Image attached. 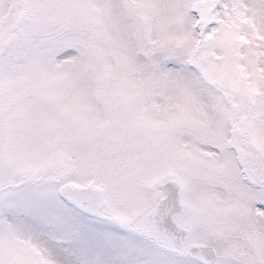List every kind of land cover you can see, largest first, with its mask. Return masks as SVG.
Here are the masks:
<instances>
[{"label":"snow or ice","instance_id":"snow-or-ice-1","mask_svg":"<svg viewBox=\"0 0 264 264\" xmlns=\"http://www.w3.org/2000/svg\"><path fill=\"white\" fill-rule=\"evenodd\" d=\"M0 264H264V0H0Z\"/></svg>","mask_w":264,"mask_h":264}]
</instances>
